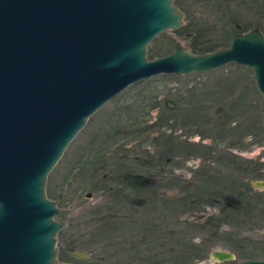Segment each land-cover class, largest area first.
Listing matches in <instances>:
<instances>
[{
  "label": "water",
  "instance_id": "1",
  "mask_svg": "<svg viewBox=\"0 0 264 264\" xmlns=\"http://www.w3.org/2000/svg\"><path fill=\"white\" fill-rule=\"evenodd\" d=\"M182 18L174 0H0V264H71L58 259L64 223L47 177L89 118L132 85L234 64L251 71L264 104L258 26L210 53L176 42L169 55L147 59L150 43L181 29ZM211 258L235 259L220 250Z\"/></svg>",
  "mask_w": 264,
  "mask_h": 264
},
{
  "label": "rangeland",
  "instance_id": "2",
  "mask_svg": "<svg viewBox=\"0 0 264 264\" xmlns=\"http://www.w3.org/2000/svg\"><path fill=\"white\" fill-rule=\"evenodd\" d=\"M219 2L221 6L224 3L222 13L213 0H182L179 10L184 16L183 27H189V32L178 29L161 33L147 47V55L164 49L171 53L176 42L189 47L195 32L207 38L208 45L226 47L225 44L230 41L222 42V26L228 25L227 28L232 31L234 24L242 25L246 30L257 23L264 27V0ZM205 29L209 33L204 32ZM191 30L194 33H190ZM163 76L132 85L112 103L104 105L89 118L49 173L45 192L60 208V213L54 218L59 223L63 222L64 227L58 232L61 236H57L56 243L58 250L68 258V263L173 264L170 260L172 256L178 262L182 259L177 260L176 255L189 254L184 262L186 264H219L212 260L211 253L220 250L230 252L235 257L224 264H236L243 261L237 257L234 250L236 245L244 244L245 249V245L264 249V215L254 211L250 217L247 214L246 218L237 219L231 217L230 213L226 215L221 212V196L229 194L225 192L228 191L227 184L232 181L242 179L245 180L242 188L252 187V192L264 191L254 186L255 182H264V104L255 93L251 71L227 64L206 73ZM179 101L188 103L190 109L175 107V102L178 104ZM190 101L194 102V106H203V109L197 107L194 110L193 106L190 107ZM133 108L139 112L134 115L139 117L138 122H144V126H139L137 131L149 127L140 140L126 134L133 131L125 123ZM188 114L192 121L197 118L199 123L192 125L187 121ZM255 121L258 126L252 131L248 130L247 127ZM117 122L119 126L111 129L110 124ZM109 131L118 134L106 146L108 164L109 158L139 157L143 150L148 152V156L161 153L163 139L169 137V145H172L168 155L170 162L161 175L164 179L159 183L161 188L158 186L162 195L171 199L168 222L159 227L163 236H158L157 229H150L151 226L145 229L140 224L136 232L129 230L119 233L117 241H114V237L113 242H105V237L104 241L100 236L89 237V229L83 223L86 221L84 211L86 213L90 211L87 208L102 206L105 194L100 192L101 184L98 191L91 188L94 183H90L88 178L94 175L92 169L82 170L79 164L82 157L85 162V158L102 143L101 139L96 141L95 138L98 139L100 134L103 137ZM176 145L183 147L182 152L180 148L176 149ZM207 161L209 168L205 172L203 165ZM213 165L215 179L212 182L197 181L195 186L184 190L185 185L190 186L194 181L195 172L199 176L206 174ZM145 176V179L153 177L152 174ZM100 178L101 174L97 176V179ZM214 192L219 197H215L219 203L208 201L214 198ZM86 193L91 194L90 199L85 198ZM233 193L237 194V191ZM183 196H188L187 203L188 199L197 201L196 208H190L189 204L183 206ZM261 203L264 211V203ZM148 212L149 209L144 208L131 214L126 209V213L131 214L128 217L132 222L146 220ZM213 218L223 221L215 222L217 225L214 226ZM119 241L122 244H118ZM175 241L185 247L177 248L180 250L172 254ZM75 252L85 257H75ZM259 258L253 260H264V256Z\"/></svg>",
  "mask_w": 264,
  "mask_h": 264
},
{
  "label": "trees",
  "instance_id": "3",
  "mask_svg": "<svg viewBox=\"0 0 264 264\" xmlns=\"http://www.w3.org/2000/svg\"><path fill=\"white\" fill-rule=\"evenodd\" d=\"M215 2L216 6H219L222 13V6L219 0H213ZM231 1V0H229ZM248 1V0H247ZM182 0H174V5L178 8L182 5ZM221 7V8H220ZM182 9V8H181ZM260 24L261 23H257ZM189 27H181V30L184 32H189ZM262 33L264 34V27L261 25ZM206 33H209L207 29H205ZM192 32V30L190 31ZM189 34V33H188ZM190 35V34H189ZM220 35L223 41H230L231 40V34L228 31L226 26H222L220 30ZM193 42L189 45V49H191V52L193 54L201 55L213 52L217 50L219 47H216V45H208L206 42V39L203 35H200L199 32L194 33ZM196 41H204L203 43H196ZM215 44V43H214ZM230 44V43H229ZM229 44H225L226 47L229 46ZM164 50H160L154 53H148L147 58L149 60L157 59L164 57L170 53L166 52ZM163 77H172V75L163 76ZM124 94V93H123ZM185 101H179L178 104L175 102L176 106L179 107H185L189 108L188 103H184ZM174 103V102H173ZM184 103V104H183ZM183 104V105H182ZM190 107L194 108V110L198 108L203 109V106H194V102H189ZM198 112V111H194ZM138 110L133 108L130 111V117H128L125 121L126 125L132 128L133 131H129L126 134L128 136L132 137L134 140H140L141 137L146 134V132L149 131V127L140 129V131H137V128L139 126H144V122H138ZM191 114V111L189 112ZM201 113V112H199ZM187 115V121L192 122V125L199 123L197 122V118H195L194 121L189 117L190 115ZM202 114V113H201ZM111 125V129H114L115 127L119 126V122L114 123ZM115 125V126H114ZM225 125V124H224ZM251 125V124H250ZM247 127L248 130L252 131V129L256 128L258 126V123L253 122L252 125ZM262 127V126H261ZM239 128V127H238ZM237 128V130H238ZM117 129V128H116ZM233 129V128H231ZM264 130V128H263ZM118 131V130H117ZM116 134L118 132L109 131L105 133L102 137L100 136L95 138L96 141H99L101 139L102 143L98 145V148L95 151H92V155L85 158H81V162L79 165H81V169H92L91 172H93L94 175L90 176L88 178V181L90 183H94L91 188L97 189L98 186L101 184V190L100 192L102 194H105L104 197V203L102 206L98 208H87V210H90L85 213L84 211V219L86 218V221L83 222L86 225V229H89V237H98L100 238L105 237V242H113L112 237H114V241L118 240V234L121 232H133L140 227L148 228L150 229L155 228L157 229V234L163 236V231L159 230V227L164 226L168 222V211H171L170 207V201L169 197H164V195H158L157 193L160 189H158V185L153 186V180L145 179L146 174H152L153 178H156L157 175H161L162 168L166 167L169 163V154L172 151V145H169V137L165 136L164 146L161 153H158L156 155H147L148 152H145L146 150H143L142 156H132V157H114L109 158L110 163L108 164L106 161L107 158V144L110 143L113 138H115ZM175 146V143H172ZM180 147L176 145V149H179ZM183 147L180 148V152H182ZM184 150L186 148L184 147ZM126 158V159H123ZM83 160V161H82ZM89 166H92L89 168ZM87 170V171H88ZM85 174V172H83ZM101 174V178L97 179V176ZM214 178L211 176L204 177L200 179L199 181H206L210 183L212 182V179ZM215 179V178H214ZM245 183V180L239 179L235 182L232 181V183L227 184L228 191L225 193L224 196H221V201L223 202V206L221 205V212L222 214H226L233 217V218H246L247 214L250 217L252 215V212L259 211L260 215H264L262 199L264 198V191H256L252 192V187L250 188H242L241 185ZM160 186V185H159ZM214 187V186H212ZM237 194L233 193L236 192ZM98 191V189H97ZM215 191V190H214ZM149 193L151 196H149ZM142 196H145L142 198ZM217 195L216 192H214V198L208 200L210 203L214 201L215 203H219L220 201L218 199H215ZM49 197V196H48ZM142 198V199H141ZM183 198V197H182ZM189 202L187 203L185 199H182L183 206H187L188 204L190 206H195V202H191L190 199H188ZM233 200L235 203L231 204L230 201ZM187 204V205H186ZM218 205V204H217ZM189 206V207H190ZM147 208L149 209L148 216L146 220H138L132 222L131 219H129L128 216H130L132 213L136 214L140 209ZM191 208V207H190ZM195 208V207H194ZM126 209L130 211L131 214L126 213ZM193 209V208H192ZM242 209L244 212H242ZM241 210V211H240ZM243 214V217H241ZM86 216V217H85ZM214 219V226H216V223H222V219L219 218H213ZM216 222V223H215ZM96 226V228L94 227ZM125 234V233H124ZM60 235V234H58ZM61 236V235H60ZM158 238V237H157ZM160 239V238H159ZM104 241V238L102 239ZM118 244H122L121 241L118 242ZM188 246V245H187ZM246 249L243 246L236 245L234 247V250L237 254V257L239 260H253V259H260V256H264V249L261 248L258 249L256 247H251L250 245H245ZM250 246V248H248ZM103 247V246H102ZM181 249L185 247L180 242H176L172 244L171 253L178 252L180 249L177 250V248ZM101 249V248H100ZM77 257L76 255H74ZM73 256V258H74ZM197 256V255H195ZM173 257V256H172ZM171 257V262L173 264H186L184 263L185 260L189 257V254L184 255H176L178 257L177 260L182 259V261H175ZM58 258L62 262L68 263V258L59 251Z\"/></svg>",
  "mask_w": 264,
  "mask_h": 264
},
{
  "label": "flooded vegetation",
  "instance_id": "4",
  "mask_svg": "<svg viewBox=\"0 0 264 264\" xmlns=\"http://www.w3.org/2000/svg\"><path fill=\"white\" fill-rule=\"evenodd\" d=\"M262 25V24H261ZM261 25L260 24H253V27H256V26H258L259 27V29H260V31L262 32V29H261ZM227 27H228V25H227ZM253 27L252 28H250V29H248V30H246V29H244L243 28V26L242 25H239V24H234L233 25V31H232V29H228V31L230 32V34H231V39H232V37L235 35V34H243V33H246V32H248V31H250L251 29H253ZM263 34V33H262ZM264 35V34H263ZM204 41H196V43H203ZM230 42H231V40H230ZM187 48H189V47H187ZM168 162H170V159H169V161ZM208 162L209 161H207L206 163H204V165H203V167H205L203 170L205 171V170H208V168H209V165H208ZM169 164V163H168ZM168 164H167V166H168ZM202 167V168H203ZM166 167H164V168H162V173L164 174V169H165ZM210 171H212V173H210ZM206 172V171H205ZM209 172V173H208ZM206 174L204 173V174H200V176H201V178H200V176L199 175H196V172H195V174H193L195 177V179H194V181H192V183L190 184V186H186L185 185V187H184V190H186V189H189V188H192L193 186H195L196 185V182L198 181L199 182V180L200 179H202V178H204V177H207V175L208 176H211V177H213L214 176V165L213 166H211V168L209 169V171H208ZM162 175V174H161ZM161 175H157V177L156 178H153L152 177V180H153V186H155V185H160L161 184V182L164 180L163 178H162V176ZM160 183V184H159ZM160 188H161V185H160ZM157 193H159L158 195H161L162 193H161V190H159ZM187 197L188 196H183V199H185V201L187 202ZM86 199H90V198H86ZM191 208H196V206H190Z\"/></svg>",
  "mask_w": 264,
  "mask_h": 264
}]
</instances>
